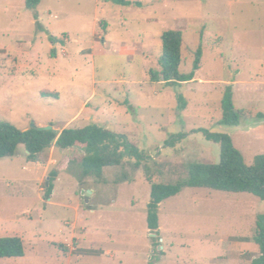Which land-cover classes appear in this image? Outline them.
Masks as SVG:
<instances>
[{
	"label": "rangeland",
	"instance_id": "obj_1",
	"mask_svg": "<svg viewBox=\"0 0 264 264\" xmlns=\"http://www.w3.org/2000/svg\"><path fill=\"white\" fill-rule=\"evenodd\" d=\"M129 1L142 7L41 0L31 11L25 0H0V122L56 132L95 124L127 136L144 156L139 168L126 158L100 180L83 177L76 158L54 146L37 165L23 145L0 160V238L19 237L26 251L0 264H252L259 257L255 224L264 201L254 195L185 188L162 203L156 234L147 210L151 181L175 184L192 164L220 161V145L192 134L197 129L228 134L247 165L264 155V0ZM171 30L183 35L182 75L194 72L202 48L196 84L151 81L161 70V36ZM230 85L244 115L238 127L220 124Z\"/></svg>",
	"mask_w": 264,
	"mask_h": 264
},
{
	"label": "trees",
	"instance_id": "obj_2",
	"mask_svg": "<svg viewBox=\"0 0 264 264\" xmlns=\"http://www.w3.org/2000/svg\"><path fill=\"white\" fill-rule=\"evenodd\" d=\"M102 3H115L119 6L142 7L140 2L129 0H100ZM41 0H25V7L34 11ZM163 42L160 71L151 73L153 83L164 82L175 87L182 83L192 82L195 72L201 69L202 48L195 53L194 72L182 75V45L181 31H166L161 36ZM52 42L64 44L57 38ZM53 55L56 56L55 49ZM182 100V99H181ZM184 105H187L185 102ZM223 116L221 125L238 127L243 114L233 103L232 87L225 94L222 101ZM259 117L264 119V114ZM203 134L207 141L220 145V161L215 164H192L185 181L175 184H161L151 181V201L147 210V225L149 231L156 234L160 230L159 210L161 204L179 195L185 188L209 189L217 192L233 194H251L264 201V155L257 156L253 165L244 162L242 153L235 147L228 134L213 133L207 129H197L192 134ZM182 136H177L178 140ZM169 143V142H168ZM23 145L28 152V160L37 162L38 157L48 152L53 146L69 153V157L76 158L83 177L103 178L106 168L122 166L124 160H136L139 168L144 160L143 152L132 144L128 137L109 131L98 125L83 128H67L61 132L54 130L30 129L22 131L10 122H0V160L13 158L19 146ZM57 172L51 174L47 184V198L54 190ZM254 242L259 248V257L252 264H264V214L256 217ZM62 250L63 245H58ZM26 256L24 241L19 237L0 238V260L24 258Z\"/></svg>",
	"mask_w": 264,
	"mask_h": 264
},
{
	"label": "crops",
	"instance_id": "obj_3",
	"mask_svg": "<svg viewBox=\"0 0 264 264\" xmlns=\"http://www.w3.org/2000/svg\"><path fill=\"white\" fill-rule=\"evenodd\" d=\"M196 74H197V73H196ZM195 81H198L197 77H194V80H193L192 82H187V83H194V84H196ZM198 82H199V81H198ZM187 83H186V84H187ZM233 84H234V86H236V85H235V84H236L235 82H233ZM230 86H231V85H230ZM231 87H233V86H231ZM78 119H80V114L76 115V116L72 119V121H76V120H78ZM39 126H40V125H39ZM39 126H38V127H39ZM42 126H43V125H42ZM43 127H46V126H43ZM54 148H55L57 151H59V152H60V150H61V149H59V148H57V147H55V146H54ZM61 152H62V150H61ZM27 156H28V152H27ZM34 163H36V165L39 164L38 162H34ZM161 205H162V204H161ZM160 207H161V206H160ZM159 211H160V210H159ZM160 229H161V226H160ZM148 230H149V229H148Z\"/></svg>",
	"mask_w": 264,
	"mask_h": 264
},
{
	"label": "water",
	"instance_id": "obj_4",
	"mask_svg": "<svg viewBox=\"0 0 264 264\" xmlns=\"http://www.w3.org/2000/svg\"><path fill=\"white\" fill-rule=\"evenodd\" d=\"M34 129H40V130H52L53 128L52 127H43V128H38V127H36V126H34L33 127ZM90 194H91V191H86V192H84V196H85V201H86V203L88 204V202H89V196H90Z\"/></svg>",
	"mask_w": 264,
	"mask_h": 264
},
{
	"label": "bare ground",
	"instance_id": "obj_5",
	"mask_svg": "<svg viewBox=\"0 0 264 264\" xmlns=\"http://www.w3.org/2000/svg\"><path fill=\"white\" fill-rule=\"evenodd\" d=\"M90 179V178H89Z\"/></svg>",
	"mask_w": 264,
	"mask_h": 264
}]
</instances>
